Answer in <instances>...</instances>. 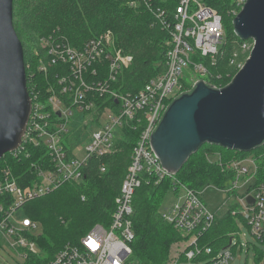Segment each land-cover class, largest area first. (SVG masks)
Returning a JSON list of instances; mask_svg holds the SVG:
<instances>
[{
    "label": "built area",
    "instance_id": "2783aa9c",
    "mask_svg": "<svg viewBox=\"0 0 264 264\" xmlns=\"http://www.w3.org/2000/svg\"><path fill=\"white\" fill-rule=\"evenodd\" d=\"M245 1L238 0L237 6L241 9ZM173 18L172 23L161 21L169 34L164 41L163 72L133 94L112 89L132 58L114 47L110 30L86 40L81 46L71 45L66 37L56 33L39 40L43 52L38 57L37 71L45 80V90L42 94L37 85H33L28 92L29 118L19 146L12 152L18 156L31 149L39 154L36 164L31 165L33 181L26 186L18 185L7 166L0 175V242L4 241L16 252L19 249L18 255H35L34 238L24 232L36 230L37 223L28 217L14 222L17 209L66 183H80L88 161L111 155L115 141L121 139L126 129H132L138 134L109 224H95L77 243L65 244L44 264H142L131 260L135 189L145 174L157 182L175 177L162 167L151 149V134L174 98L190 91L199 81L209 85L206 66L193 58L213 62L223 37L220 15L204 0H179ZM252 47L253 42L240 45L242 53L246 54L244 61L237 59V53L233 54L230 65L236 73L243 67ZM189 64L199 80H185L189 88L183 89V72ZM211 84L214 89L225 87ZM106 102L112 103V107ZM75 113L88 118L83 121L84 129L89 123L96 125L85 141L84 156L80 160L69 140V123ZM103 117L105 120L101 121ZM263 157L264 152L258 156L249 153L231 160L223 168L233 175L229 189L220 191L238 200L225 212L236 219L237 230L230 234L227 246L216 252L211 246L201 244L202 235L216 220L215 212L202 200V190L195 191L181 184L175 186L174 202L160 209L159 214L182 238L170 246L164 264H229L235 256L233 248L242 247L239 239L235 240L240 235L241 224L255 239L264 240V179L257 182L259 161ZM210 158L209 162L220 164V155ZM105 169L102 162L100 172ZM239 189H244L243 193L238 194Z\"/></svg>",
    "mask_w": 264,
    "mask_h": 264
},
{
    "label": "trees",
    "instance_id": "16d2710c",
    "mask_svg": "<svg viewBox=\"0 0 264 264\" xmlns=\"http://www.w3.org/2000/svg\"><path fill=\"white\" fill-rule=\"evenodd\" d=\"M204 2L220 15L223 37L213 62L207 58L194 57L193 60H200L206 66L209 86L214 83L223 87L236 74V70L230 65L233 54L237 53V59L244 61L246 54L242 53L240 45L252 41H243L234 33L232 20L240 11L235 0ZM131 3L135 5L131 6ZM178 5L179 0H13L12 23L22 45L28 92L30 93L33 85H37L42 94L45 90V80L37 71L38 57L43 52L39 44L42 37L52 33L61 34L71 45L81 46L86 40L111 30L115 35L117 48L132 58L129 67L118 75L112 89L122 94L135 93L149 79L164 70V41L169 34L161 21L172 23L173 13ZM224 27L227 29L225 34ZM106 104L112 107V103ZM137 134V131L126 129L125 141L118 142V147L121 146V152L126 158L122 153L116 156L114 152L102 159L92 158L86 165L85 177L80 183H66L49 194L36 198V201L33 200L34 207L28 208L26 215L33 221H43L41 223L45 231L55 244L53 243L52 253L48 258L29 257L26 264H44L65 244L77 243L95 224H109L115 206L114 200L119 194L124 172L127 170L125 167L130 163L128 160ZM126 138L133 140L131 150L129 144L126 145ZM263 152L264 144L249 153L258 156ZM249 153L205 143L189 157L174 179L164 178L157 182L151 175H143L132 199L131 221L135 238L131 244V260L142 264H164L171 244L182 238L159 214L164 199L176 185L181 184L195 191L207 186H214L219 190L229 189L233 175L224 170V166ZM215 154L220 155V164L208 161L207 157ZM38 156L31 149L27 154L18 156L6 153L0 159V175L2 168L7 166L19 184L24 186L29 179L33 181L31 165L36 164ZM102 162L106 166L105 172H100ZM258 175L257 182L264 179V157L259 161ZM82 191H89L85 197H88L87 203L81 201L79 193ZM30 202L32 201L22 207L25 208ZM66 205L70 209L64 210ZM60 212L63 217H59ZM49 216L62 224L70 219V223L65 224L59 234L46 226ZM236 230V219L227 212L222 217H216L213 226L202 235L201 244L211 246L216 252L227 246L230 234ZM257 240L264 245L263 239ZM35 241L45 250L49 248L41 235ZM263 258L264 248L257 252L254 264H259Z\"/></svg>",
    "mask_w": 264,
    "mask_h": 264
},
{
    "label": "water",
    "instance_id": "95a60500",
    "mask_svg": "<svg viewBox=\"0 0 264 264\" xmlns=\"http://www.w3.org/2000/svg\"><path fill=\"white\" fill-rule=\"evenodd\" d=\"M12 1L0 0V159L19 146L31 107ZM232 25L253 42L243 67L221 89L199 81L174 98L151 134V149L171 174L205 143L242 153L264 144V0H246Z\"/></svg>",
    "mask_w": 264,
    "mask_h": 264
},
{
    "label": "rangeland",
    "instance_id": "374dc122",
    "mask_svg": "<svg viewBox=\"0 0 264 264\" xmlns=\"http://www.w3.org/2000/svg\"><path fill=\"white\" fill-rule=\"evenodd\" d=\"M237 1L238 0H235V3H237ZM226 31H227V29L224 27V34L226 33ZM111 33L113 36V43H114L113 45L116 49H118L116 46V43H115V35L112 31H111ZM198 76L199 75L193 70V66L191 64H189L186 68H184V72H183V79L184 80H182V82H184L185 80L188 81L190 78L198 81L199 80ZM184 85H187V87H182L183 89L189 88L187 83ZM87 119L88 118H86L82 114L75 113V115L70 119V123H69V128L71 129V133H70L71 137L69 138V140L74 145V147H75L74 152H75L76 157L79 160L82 159V157L84 156L83 146L85 144V141H86L89 133L91 132V130L96 128V125L94 123H89L88 127L84 129V127H85L84 123L86 121H88ZM103 120H105V117H103L101 119V121H103ZM83 121H84V123H83ZM129 130H132V129H129ZM125 137H126V135L123 134V136L120 137L121 139L115 141L116 145H114V151H113L114 155L119 156V154L122 153L121 151L123 149H120L121 146L118 147V142L119 141H125ZM130 143H131V145H130ZM128 144H129V147L131 150L132 145H133V140L126 138V145H128ZM12 152L13 151L7 152V153H12ZM131 155L132 154H130V156H129L128 163L130 161ZM13 156H15V155H13ZM124 157L126 158L125 155H124ZM208 157L210 158L212 156H208ZM128 165L129 164H127L125 169H127ZM124 175H125V172H124ZM12 176H14L13 172H12ZM15 181L17 182L18 185H20L19 181L16 178H15ZM27 183H31L30 179L27 181ZM27 183L25 182L24 186ZM243 191H244V189H239L237 191V193L241 194V193H243ZM245 191H246V189H245ZM88 192L89 191H82V193H79V195L83 197V200L81 197V201L84 203H87V201H88V197L85 198L88 195ZM38 198H40V197H38ZM35 199L29 200L32 202L28 203L25 208L21 207V208L17 209L16 213L14 214V222L18 221L22 217H27L26 210H28V208L34 207L33 204L36 201ZM33 200H35V201H33ZM174 200H175V198H174L173 193L171 191L167 194V197H166V199H164V202H163L160 209H163V207H165V206L171 205L174 202ZM202 200L207 205L208 208H210L212 211L215 212L216 217H222L223 214H225L228 207H230V206H232L238 202V200L235 196L227 195L226 193L220 191L218 188H216L214 186H207V187L202 189ZM27 202H25V203H27ZM68 209H70V206L66 205L64 210H68ZM59 217H63L61 212H60ZM46 220H48L47 221L48 223L46 224V226L49 229L55 230L59 234L61 233V230H63V226L65 224L68 225L70 223V219L69 220L66 219L65 224H62L61 222H56L58 220L55 219L53 216H49V218ZM33 222L37 223V229L34 231H26L24 233L29 234L32 238H34V241H35V238H37L39 235H41L47 241L49 248L47 250H45L44 248H42V246L39 242L35 241V255H29L27 257H22V256L17 254V252L20 251L19 249H17V252H16L15 250L8 247L4 241H1L0 242V244H1V246H0V264H26L29 257L46 259L51 255V253H52L51 249H53L52 246H54V244H55L54 241L51 239L50 235L45 231V227H43V224H42L43 221H33ZM237 239H239L240 243H242V247H241V249H239V247H238V249L233 248L232 251H233L235 256L233 259H230L229 264H254V260L257 258V252H259L260 249H263L264 245L262 243H260L257 239H255L249 233L247 227L244 226L243 224L240 225V235H239V237L235 238V240H237ZM175 242H173L171 245H173ZM132 261H134V260H132ZM263 261H264V259L259 264H262ZM191 264H195V263H191Z\"/></svg>",
    "mask_w": 264,
    "mask_h": 264
}]
</instances>
